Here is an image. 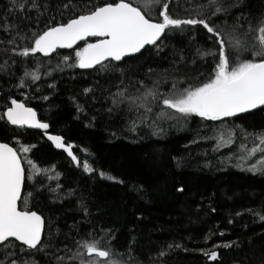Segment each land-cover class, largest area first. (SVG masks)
<instances>
[{"label": "trees", "instance_id": "1", "mask_svg": "<svg viewBox=\"0 0 264 264\" xmlns=\"http://www.w3.org/2000/svg\"><path fill=\"white\" fill-rule=\"evenodd\" d=\"M66 2L40 0L47 8L41 9L45 15L38 25L22 20L18 13L9 19L22 29L31 26L40 31L49 21L66 22L74 14L72 8H63ZM73 3L82 7L85 0ZM221 3L227 11L209 19L218 28L230 30L237 22L246 25L249 21L255 25L264 16V0ZM174 4L175 0L169 6L170 12L174 10L186 17L183 0V7L174 8ZM8 6L9 0H0V15ZM28 15L35 17L36 12ZM7 38L0 30V40ZM18 42L22 46L27 43ZM85 43L71 50L57 49L50 56L36 53L27 58L5 53L3 49L11 46L0 43V63L9 56L17 61L15 67L0 72V115L11 98L24 101L36 109L39 119L50 124V132L62 135L66 144L73 145L81 164L87 160L94 169L89 173L77 166L43 132L12 126L6 118L0 120L1 142L16 148L34 146L24 161L21 203L28 192L33 193L29 198L32 210L45 217L46 226L51 223L52 242L60 249L67 245L75 250L76 241L89 238L88 233L98 236L100 229H110L114 238L110 243L102 241V246L125 253L124 259H128L127 250L131 247L130 264H264V172L251 171L249 164L253 161L238 166L240 161L234 155L237 145L217 149L215 139L217 130L225 126L239 125L249 132L264 129V107L224 121L203 120L195 115L157 120L163 129L157 132L150 124L156 119L158 108H154L151 119L138 123L133 131L135 109L130 111L127 102H112L114 94L123 87H128L130 94H137L139 80L150 86L153 80L167 74L207 75L213 67L212 58L201 60L197 49L215 50L212 34L202 25L166 30L156 45L121 62H107L109 71H98L100 66H75V51ZM66 56L70 57L67 61ZM25 67L38 69L41 79L19 88ZM170 83L169 80L162 84L161 91H169ZM27 159L41 169L53 167L58 178L34 174ZM101 171L106 174L104 177L99 175ZM210 251L219 253L216 261L204 255ZM56 254L66 255L65 251ZM35 258L39 264H54L43 253H36Z\"/></svg>", "mask_w": 264, "mask_h": 264}, {"label": "snow or ice", "instance_id": "2", "mask_svg": "<svg viewBox=\"0 0 264 264\" xmlns=\"http://www.w3.org/2000/svg\"><path fill=\"white\" fill-rule=\"evenodd\" d=\"M183 2L187 5L183 8L186 17H181L174 10L170 12L169 6L173 0H103L102 3L85 0L82 7H77L73 0H67L63 8H72L74 14L66 22L53 24L49 21L43 30L37 31L31 26L22 29L9 17L18 13L22 20L38 25L45 15L41 9H46L47 5H42L40 0H9L7 10L0 15V30L8 38L0 40V43L11 46L3 49L5 53L27 58L36 53L50 56L58 48H72L77 42L85 41V46L75 51V66L88 69L99 65L98 71H109L106 61L121 62L125 57L141 53L146 45H156L166 30L202 25L215 38L216 44L215 50L197 49V56L201 60L212 58L213 67L207 75L203 72L195 77L167 74L162 79L153 80L150 86L142 80L137 81L140 85L135 89L137 94H130L128 87L120 88L114 94V105L127 102L130 111L135 109L137 118L132 121V130L138 123L151 119L154 108L159 111L150 126H155L159 132L163 129L158 126L157 120L195 115L203 120L224 121L264 107V16L255 25L251 21L246 25L237 22L230 30H225L209 22L210 17L227 11L221 0ZM175 7H183L181 0H175ZM33 11L36 12L35 17L28 15ZM89 37L100 39L88 43ZM18 41L27 43L22 46ZM69 59L64 57L65 61ZM195 62L193 59L192 63ZM16 64L17 61L9 56L8 60L0 63V72H7ZM117 69L124 72L123 68L117 66ZM40 79L38 69L25 67L17 87H29V81L34 84ZM169 80L170 90L161 91V85ZM42 99L47 100L48 97ZM5 118L8 123L20 128L43 129L55 147L64 149L77 166H82L89 173L94 171L87 160L81 164L73 154V145L66 144L62 135L48 134L50 124L39 119L36 109L27 106L24 101L11 98L10 104L0 115V120ZM238 137L240 142L237 144ZM215 139L217 149L237 145L234 155L240 161L238 166L256 159V163L250 165V170L264 172V129L249 132L239 125L225 126L223 130H217ZM33 147L21 145L16 148L0 142V264H39L36 253L49 256L54 264H130L133 260L131 247L127 250L128 259H124L125 253L102 246V241L110 243L114 238L110 229H100L98 236H94L93 232L88 233L89 238L76 241L75 250L67 245L60 249L52 242L51 223L46 226L45 217L39 211L32 210L29 198L33 193L28 192L21 203L25 183L24 161ZM27 164L34 174L44 172L31 159H27ZM99 175L104 177L106 174L101 171ZM107 178L116 179L112 176ZM179 190L183 191L182 188ZM39 191L40 187L37 188ZM60 251H65L66 255H57ZM204 255L212 261L219 257L217 251L204 252Z\"/></svg>", "mask_w": 264, "mask_h": 264}, {"label": "water", "instance_id": "3", "mask_svg": "<svg viewBox=\"0 0 264 264\" xmlns=\"http://www.w3.org/2000/svg\"><path fill=\"white\" fill-rule=\"evenodd\" d=\"M88 39H96V41L98 40V39H100V38H98V37H89ZM87 39V40H88ZM95 41V42H96ZM83 42H85V41H79V42H77L75 45H73V47L72 48H58V49H67V50H71V49H75V48H77L81 43H83ZM94 42V43H95ZM147 46H149V45H146L145 47H147ZM132 55H134V54H132ZM131 55V56H132ZM105 63H107V61L105 62ZM97 66H99V65H97ZM96 66V67H97ZM258 109V108H257ZM253 110H255V109H253ZM253 110H250V111H253ZM249 111V112H250ZM38 114V113H37ZM243 114V113H242ZM39 118V117H38ZM226 119H228V118H226ZM12 126H14V125H12ZM15 127H17V126H15ZM20 128V127H19ZM25 128H28V129H31V130H37V131H41V132H43L44 134H45V131L43 130V129H38V128H30V127H27V126H25ZM47 132H48V134L49 135H60V134H56V133H52V132H50V129H48L47 130ZM45 137H46V139L55 147V144L52 142V141H50L49 139H48V136L47 135H45ZM1 142V141H0ZM64 142H65V138H64ZM6 143V142H5ZM10 146H12L11 144H10ZM56 148V147H55ZM57 150H59V151H63V152H65L66 153V155L70 158V159H72V157L71 156H69L68 155V153L64 150V149H58V148H56ZM73 154H74V151H73ZM75 155V154H74ZM25 175H26V173H25ZM22 193H23V191H22Z\"/></svg>", "mask_w": 264, "mask_h": 264}, {"label": "rangeland", "instance_id": "4", "mask_svg": "<svg viewBox=\"0 0 264 264\" xmlns=\"http://www.w3.org/2000/svg\"><path fill=\"white\" fill-rule=\"evenodd\" d=\"M249 146L251 147V142H249ZM249 161H253L251 164H249V166L252 165V164H254V163H256V159H252V160H249ZM43 170H44V172L41 173V175L44 176V177H49V178H52V179H57L58 176H59L58 172H56L53 167L46 168V169H43Z\"/></svg>", "mask_w": 264, "mask_h": 264}]
</instances>
